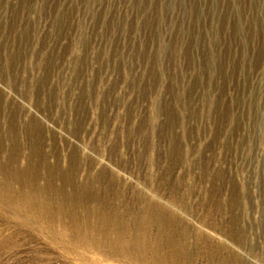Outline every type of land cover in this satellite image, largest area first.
<instances>
[{"label":"rangeland","instance_id":"1","mask_svg":"<svg viewBox=\"0 0 264 264\" xmlns=\"http://www.w3.org/2000/svg\"><path fill=\"white\" fill-rule=\"evenodd\" d=\"M155 262L264 264V0H0V264Z\"/></svg>","mask_w":264,"mask_h":264},{"label":"bare ground","instance_id":"2","mask_svg":"<svg viewBox=\"0 0 264 264\" xmlns=\"http://www.w3.org/2000/svg\"><path fill=\"white\" fill-rule=\"evenodd\" d=\"M21 198V197H19ZM41 199V198H40ZM105 199V198H104ZM29 200V199H28ZM62 208V207H61ZM105 208V207H104ZM108 209H109V206H108ZM104 213V211H103ZM107 213V212H106ZM107 214H105V219L103 221V223L105 224V231L108 230V235H110L111 233H113V236L115 237V243L118 244L122 254H124V256H127V257H132L134 254H136V256L140 257L139 259H143V260H146L144 256H148L150 258L154 257L155 256V260L157 259V256L156 255H163V253L165 254V252L167 253H170V254H173L176 256V258L180 255L184 256L187 251L185 250V246L183 245V243H179L177 244V242H175L174 238L173 239H170V235H167L168 237V240L167 242H161L159 240V236H158V239L156 241L155 244H148V228H145L146 231H141V227H137L136 226H133V227H130V228H126L130 231H128V233H124V229L122 230L121 228V225L123 224H116L115 222H113L114 219H110L108 216H106ZM114 215V214H113ZM101 216V215H100ZM117 216V215H116ZM91 217V216H90ZM103 218V217H102ZM75 221V220H74ZM89 221V220H88ZM138 224V223H137ZM120 225V226H119ZM139 226V225H138ZM128 227V226H127ZM140 228V229H139ZM139 229V230H138ZM103 230V229H102ZM168 231V230H167ZM68 232V231H67ZM101 232V231H100ZM111 232V233H110ZM122 232L124 234H122ZM127 232V231H126ZM130 232V233H129ZM95 233V231H94ZM107 233V231H106ZM170 234V233H169ZM96 235V234H95ZM160 235V234H159ZM91 237V236H90ZM158 240L160 242V244L158 243ZM83 242V241H82ZM99 242V241H98ZM152 242V240H151ZM85 244V243H84ZM146 244H148V246L152 245V247L149 249V250H145V247H146ZM177 246L178 248H181V249H177ZM118 251V250H117ZM89 252V251H88ZM146 252H148L147 254H145ZM161 254V255H160ZM135 256V255H134ZM135 256V257H136ZM158 256V258H159ZM171 256V255H169ZM174 256V258H175ZM134 257V258H135ZM163 257V256H162ZM165 257V255H164ZM173 257V256H172ZM133 258V259H134ZM147 258V257H146ZM173 258V259H174ZM175 258V259H176ZM172 259V258H171ZM179 259V258H178ZM154 260V259H153ZM164 260H167V259H162L161 261H164ZM177 260V259H176ZM152 261V260H151ZM173 261V260H172ZM154 262V261H153ZM157 262V261H156ZM155 262V263H156ZM144 263H146L144 261ZM157 264V263H156ZM222 264V263H221Z\"/></svg>","mask_w":264,"mask_h":264}]
</instances>
